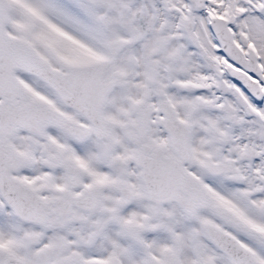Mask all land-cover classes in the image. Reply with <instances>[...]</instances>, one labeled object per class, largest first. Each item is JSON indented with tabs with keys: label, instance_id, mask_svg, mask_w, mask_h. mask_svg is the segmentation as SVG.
<instances>
[{
	"label": "snow or ice",
	"instance_id": "snow-or-ice-1",
	"mask_svg": "<svg viewBox=\"0 0 264 264\" xmlns=\"http://www.w3.org/2000/svg\"><path fill=\"white\" fill-rule=\"evenodd\" d=\"M0 264H264V0H0Z\"/></svg>",
	"mask_w": 264,
	"mask_h": 264
}]
</instances>
